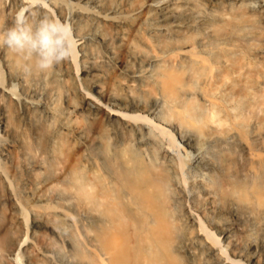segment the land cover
<instances>
[{
  "label": "bare ground",
  "instance_id": "1",
  "mask_svg": "<svg viewBox=\"0 0 264 264\" xmlns=\"http://www.w3.org/2000/svg\"><path fill=\"white\" fill-rule=\"evenodd\" d=\"M21 11L77 55L0 46V264H264V0Z\"/></svg>",
  "mask_w": 264,
  "mask_h": 264
},
{
  "label": "clouds",
  "instance_id": "2",
  "mask_svg": "<svg viewBox=\"0 0 264 264\" xmlns=\"http://www.w3.org/2000/svg\"><path fill=\"white\" fill-rule=\"evenodd\" d=\"M0 46L25 60L35 58L34 66L40 72H47L77 55V41L70 24L48 17L33 22L24 11L17 14L13 27L0 33ZM32 67L26 64L24 71L30 73Z\"/></svg>",
  "mask_w": 264,
  "mask_h": 264
},
{
  "label": "rangeland",
  "instance_id": "3",
  "mask_svg": "<svg viewBox=\"0 0 264 264\" xmlns=\"http://www.w3.org/2000/svg\"><path fill=\"white\" fill-rule=\"evenodd\" d=\"M20 262H22V261H20Z\"/></svg>",
  "mask_w": 264,
  "mask_h": 264
}]
</instances>
